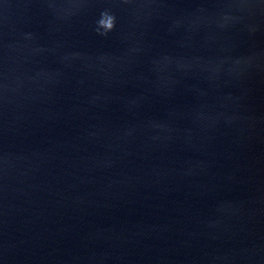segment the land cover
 Here are the masks:
<instances>
[{"label": "water", "instance_id": "95a60500", "mask_svg": "<svg viewBox=\"0 0 264 264\" xmlns=\"http://www.w3.org/2000/svg\"><path fill=\"white\" fill-rule=\"evenodd\" d=\"M0 264H264V0H0Z\"/></svg>", "mask_w": 264, "mask_h": 264}]
</instances>
